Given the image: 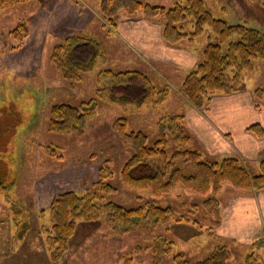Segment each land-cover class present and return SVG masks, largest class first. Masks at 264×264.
Segmentation results:
<instances>
[{"label": "rangeland", "instance_id": "obj_1", "mask_svg": "<svg viewBox=\"0 0 264 264\" xmlns=\"http://www.w3.org/2000/svg\"><path fill=\"white\" fill-rule=\"evenodd\" d=\"M76 1L82 6L87 4V10L93 17L88 35L67 33L66 30L64 32L67 35L59 34V30L55 33V23H52L55 0H30L0 10V183L9 188L7 192L0 191V264H173L170 257L163 253V239L172 243L173 254L182 253L191 262L202 259L218 241L208 235L211 225L217 220L208 211L210 208L204 206V202L211 198L210 194L202 195L179 184L161 195L123 185L119 179V171L131 151L111 130L112 122L123 118L127 131H140L152 142L157 122L162 116L183 115L180 111L182 104L178 95H182L178 85H155V74L159 73L160 76L156 75L158 79H162V75L167 78L162 73L165 71L162 65L157 64L155 72L153 68H148V73L142 58L131 47L128 48L117 34L121 20L140 17L161 25V30L165 22L160 16L150 20L141 13L129 16L120 12L115 19V26L111 27L102 19L101 0ZM138 1L169 9L180 0H163L160 4L154 0ZM202 2L215 19L229 25H247L264 33V0ZM20 22L25 23L27 36L19 44L9 33ZM190 23L191 20L183 24L187 32L191 30ZM72 34H81L98 43L101 59L104 57L103 63L99 61L93 71L82 74L79 82L62 79L50 61L53 48ZM215 41L212 34L206 31L192 43L182 40L171 47L186 45L189 51L200 52L202 58L207 44ZM253 65V71L243 75L245 89L264 85V62L255 61ZM102 70L139 71L147 75L158 89L167 88V98L159 106L141 109H123L101 103L83 135L52 134L48 130V112L51 106H77L92 99L98 88V74ZM175 79V83H178L179 78ZM185 126L186 133L190 136L191 149L198 151L207 161L219 159L204 151L198 137L194 134L191 136L186 123ZM51 150L61 155L62 159H52ZM105 162L111 172L106 184L115 191L105 195L97 205L112 203L123 209H136L151 204L171 209L175 219L183 216L196 220L198 227L176 222L172 218L166 224L152 228L141 226L122 233L111 229V226L106 225L105 217L99 216L97 220L79 222L65 251L53 262L47 251L48 234L42 228L49 229L50 225L48 219L38 217V212L48 208L57 195L88 190L96 183L99 170ZM246 166L251 173L256 172L249 164ZM12 183L14 185L11 186ZM222 189L216 196L219 213L223 203L229 201L227 197L233 194L237 196L239 193L228 184L223 185ZM240 194L238 195L243 196ZM14 206H18L23 214L18 216L14 212ZM242 206L243 203L240 202L237 208ZM25 216H28L30 226L22 237H18L17 232ZM257 240L264 241V230ZM257 240L249 246H234L226 239L220 243L229 247L232 253L229 264H243V258L252 248L257 261L264 264V244L255 249L254 243Z\"/></svg>", "mask_w": 264, "mask_h": 264}, {"label": "trees", "instance_id": "obj_2", "mask_svg": "<svg viewBox=\"0 0 264 264\" xmlns=\"http://www.w3.org/2000/svg\"><path fill=\"white\" fill-rule=\"evenodd\" d=\"M28 1L0 0V10ZM100 11L102 19L111 27L115 26V19L120 12L129 16L141 13L150 20L160 16L165 22L162 37L169 45H176L182 40L193 42L206 31L212 34L216 41L207 44L201 61L185 76L180 86V93L187 104L199 111L205 109L213 94L230 95L245 90L243 75L253 71L255 61L264 62V33L247 25H229L215 19L202 0H180L169 9L142 4L138 0H101ZM189 20L191 30L187 32L183 24ZM26 34L27 27L24 22H20L9 36L20 44ZM101 58L98 43L81 34H72L53 48L50 61L62 79L79 82L82 74L93 71L99 61L103 63L104 57ZM96 82L98 88L89 101L77 106H51L48 130L52 134L83 135L101 103L123 109L151 108L161 105L169 92L165 87L158 89L147 75L133 70H102ZM252 95L257 101L264 100V85L255 88ZM185 127L183 115L166 114L158 120L155 139L150 142L140 131H127L123 118L113 121L111 130L131 151L119 171L121 183L154 195L166 194L177 184L202 195L210 194L211 198L204 202V206L210 208L208 211L217 219L220 214L216 196L223 185L228 184L239 192L264 190V160L257 163L255 173H251L245 163L236 157L207 161L198 151L191 149L190 136ZM247 131L257 138L264 137V129L259 125L250 126ZM50 156L56 161L62 159L54 150H51ZM110 175L105 162L99 170L96 183L88 190L57 195L48 208L38 212V217L48 219L50 225L49 229L42 228L48 234L47 251L53 262L65 251L79 222H89L104 216L107 226L123 233L141 226L156 227L173 218L171 209L151 204L136 209H123L112 203L97 205L105 195L115 191L106 184ZM7 190L8 186L0 183V191ZM13 208L18 216L23 214L18 206ZM173 219L198 227L196 220L183 216ZM28 220V216H25L19 226L18 237H22L29 229ZM208 235L216 240L211 231H208ZM216 242L207 256L193 262L182 253L173 254L172 243L165 239L162 240L165 247L163 253L170 257L173 264H229L232 259L229 247ZM263 244V240H257L254 248L258 249ZM243 264H261L255 258L253 248L243 258Z\"/></svg>", "mask_w": 264, "mask_h": 264}, {"label": "crops", "instance_id": "obj_3", "mask_svg": "<svg viewBox=\"0 0 264 264\" xmlns=\"http://www.w3.org/2000/svg\"><path fill=\"white\" fill-rule=\"evenodd\" d=\"M154 1L160 4L163 0ZM86 5L82 6L76 0H55L52 15L55 33L59 30V34L67 35L64 32L66 30L67 33L88 35L93 17ZM161 29V25L156 22L137 17L121 20L117 34L128 48L131 47L142 58L147 69L153 68L155 72L156 65H162L165 71L161 72L168 79L163 75L162 79H158L155 74L153 77L157 87L167 83L177 84L180 88L185 76L199 63L200 52L189 51L183 44L180 48L168 46L162 38ZM147 71L150 72L149 69ZM157 76H160L159 73ZM175 78H179L178 83H175ZM253 90L252 87H246L230 95L213 94L205 109L200 111L190 107L182 96H178L182 104L180 111L183 112L188 130L191 136L194 134L198 137L204 151L217 158L236 157L255 170L257 163L264 160V137H255L247 128L259 125L264 129V100H255ZM239 193L243 196H239ZM239 193L227 197L229 201L223 203L220 215L210 229L219 243L226 239L234 246H249L264 230V190ZM240 202L243 206L237 208Z\"/></svg>", "mask_w": 264, "mask_h": 264}]
</instances>
